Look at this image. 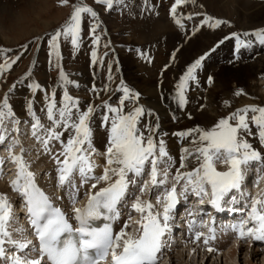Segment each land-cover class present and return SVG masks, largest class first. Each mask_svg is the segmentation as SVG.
<instances>
[{"label":"snow or ice","instance_id":"obj_1","mask_svg":"<svg viewBox=\"0 0 264 264\" xmlns=\"http://www.w3.org/2000/svg\"><path fill=\"white\" fill-rule=\"evenodd\" d=\"M67 2L68 0H60L62 4ZM114 2L115 0H97V3H104L109 8ZM182 2L184 0H176V4L172 7L173 13L176 6ZM72 7L73 11L68 20L51 35L49 41L57 56H59L58 39L61 36L70 37L72 45L79 46L82 14H89L93 18L97 16V13L85 4L76 3ZM209 21H214L210 24L213 28L227 22L206 16L202 23ZM232 35L237 36L236 33ZM244 35L248 36L249 33ZM252 35L256 40L264 43V29L255 30ZM98 39L97 37L94 43L98 42ZM250 43L252 41H240L238 38V44L241 46H247ZM3 50L0 49V51ZM92 56L95 61V51ZM203 59L202 56L196 60L181 77L178 86L181 106L186 103L185 84L189 79H195L194 71ZM12 63L15 61L6 62L5 65H0V68L11 67ZM60 79L65 83H74L67 80L62 70ZM211 80L212 78L209 77V82ZM32 87L35 90L39 88V85ZM121 87L124 96L120 100V105L112 107L107 102L104 105L113 115H104L102 118L104 122L110 121L111 127L108 130V145L104 152L105 166L100 175L94 174L98 165L92 158L97 151L93 146L92 127V116L96 109L89 106L87 110L79 111L78 101L66 90L59 107L56 100L51 97L47 104L46 115L52 127L45 129L46 137L42 140L45 149L51 140L61 139L62 133L57 130L58 128L71 132L60 153L63 159L56 157L59 165L57 169L59 185L76 188L74 179L76 175H79L81 183L94 180L92 189H96L102 182L106 185L99 187L97 191H90L83 207L73 208L77 227H73L68 216L60 208L55 207L50 198L37 186L35 174L30 171V164L23 156L25 149L21 147L20 154L13 153L12 148L20 143L19 140L13 139L8 144V158L16 165L15 177L10 184L25 201L29 223L39 242V257L32 259L27 254H19L25 252L30 246L32 251H36L37 248L31 240L13 239L9 231L14 219L13 205L8 201L7 196L0 194V260L6 261V264H45V260L47 264H101L110 256L111 264H158V254L168 243L165 237L171 233L170 221L179 203L177 184L183 182L179 197L187 199L186 194L191 191L195 196L201 197L200 202L203 203V197L210 196L208 203L220 210L222 202L233 191L241 192L250 166L255 162H260L261 166H264V154L254 148L244 135H251L250 125H255L258 129L259 141L261 145H264V106L246 105L228 117L219 119L210 129L197 127L176 133L180 137H187L192 133H196L197 136L193 139L192 149L182 150L179 168L176 169L174 177L176 183L171 188L166 187L163 196L156 198V204H161L163 201L162 211H154L155 205L150 200H142L140 196H137L131 207L140 213V220L136 222L138 235L130 234L125 230L128 227L127 222L124 228L114 233L113 225L119 220L121 214L119 205L126 201L131 189L138 185L145 174L149 179L140 185L141 193L146 189L151 191L166 186L169 173L176 163L167 151L164 140L154 139L155 129L149 127L145 135V131L138 127L140 118L144 115L143 108L135 107L125 114L124 100L135 99L138 93H131L130 89L123 84ZM235 94L241 95L242 90ZM73 109L77 110L73 112ZM28 111L33 119L32 135L41 139L39 131L44 129V125L32 111L31 101L28 103ZM249 113L252 114L250 119ZM9 119L13 125L20 123L15 118L5 95L4 101L0 103V144L8 139L9 129L6 127V121ZM230 121H235V124ZM11 131L18 132L19 129L13 127ZM192 158L195 159L197 166L188 171H182L188 167V161ZM3 163L4 160L0 158V165ZM217 163L224 164L226 170H218ZM162 165L163 168H161ZM261 179H264V176H258L256 183L258 184ZM241 195L250 203H246L241 209H230L239 211L242 218L236 223L224 226L225 230L231 229L236 232L238 239L251 238L264 241V190L258 192L256 196L243 192ZM75 199L76 193H73V203ZM231 199L235 202L236 198L232 196ZM97 221H102V224L98 225ZM194 224L195 221L190 222L189 227L191 228ZM13 231L22 232L23 229ZM201 237L204 244L208 245L210 240L216 239L215 228L209 227L208 235L202 232L195 233L196 240ZM5 245L15 248L16 251L9 255ZM207 251L211 253L215 249L208 247Z\"/></svg>","mask_w":264,"mask_h":264},{"label":"rangeland","instance_id":"obj_2","mask_svg":"<svg viewBox=\"0 0 264 264\" xmlns=\"http://www.w3.org/2000/svg\"><path fill=\"white\" fill-rule=\"evenodd\" d=\"M148 1H150L151 3L147 5ZM148 1L139 0L138 4H136L135 2H134L135 4L132 3L133 5L129 4L132 7L131 9L120 11L115 16L118 28L125 29V31L133 27L134 29H136L135 27L136 25H141L140 23H137L140 21L142 23L145 22L144 25L147 26L148 31H145V29H141V28H137V30L133 31L131 34L122 31L125 34V35L123 34L124 37L128 35L129 40H134L133 35L135 34L138 36L139 40H137L138 41L137 44L135 45V47L129 48L131 49L129 52V50H127L129 45H126L127 47H125L124 45H122L120 41L117 40L118 38H113L114 39L113 40L112 37L110 36L109 30L106 27L107 23L106 21H104L103 18L101 20L102 14H100L101 10L103 13H108L109 7L104 3H97V0H68L66 4L60 3V0H0V6H5V10H6L0 13V28L7 27V29L5 28L4 29L9 31L8 33L4 34V38L16 39L15 44H9L3 42L0 38V49H4L3 51H0V65H5L6 62L15 61V63L11 64V67L0 68V103L4 101L5 95H7L8 104L11 107H13V109L16 108L15 112L16 113L22 112V114L27 115L24 112L25 110H27L26 108H24V106H28L29 102L27 103L25 102V97L23 99V91L21 90L15 91V89L21 88V86H19L20 84L19 82L21 80H24L26 83L28 82L26 78L23 79L25 74L28 73L31 74V78H33L34 80L30 82L31 86H33L34 84L33 82H35L36 84H39L40 87L47 88L42 84L45 82L47 77H50L49 75L47 76V74L43 73V71L46 68V65L44 64V56L46 57V52H47L46 44L47 47H50L49 41L51 39V35L54 34V32L58 28H60L61 25H63L66 20H68L71 12L73 11L72 5L76 3H82L87 6H90L97 13V16L95 18H93L89 14H83L84 18L81 19L79 46L74 49L76 50L83 49L84 52L81 51L77 53L72 52L73 50L71 49H73V47L71 46L73 45L71 43V38L70 37L65 38L64 36H61L58 39L59 56H57L56 53L53 51L52 54L54 59L53 68H52V62L50 68L53 70H57L56 74H58L59 70L60 72L62 70L65 74L72 72L80 73L82 72L83 68L90 69L88 76L90 77V80H93V82L97 85V87H99V90L98 92H96V94L94 92H89V93L87 92L84 95H86L87 98L90 100L91 102L90 106L96 109V111L93 113V116L99 115L100 117H103V113H100V111L103 110L101 109L103 103L107 102V104H112L113 107H117L120 105V100L124 96V92L121 87L122 84L128 87L129 89L131 88L130 90L131 93H138V95L141 96V93L138 92L139 90L134 84L137 82L136 78L138 77L141 79L142 76H144L143 78H146V83L149 81L151 83L150 85L156 89V93L161 94V92H163L164 94H166V96H169L168 100L174 102L176 108H178L180 106L178 86L181 82V77H183L186 74L188 68L192 64H194L196 60L200 59V57L203 56L204 59L201 61L200 66L194 71L195 79L194 80L189 79L185 84V89H187V92L190 93L192 96L191 98H186L185 94L184 96L187 99V103H191V107H192L194 102L198 103L199 101L205 99V94H206L205 87L206 86L208 87V79H207L208 66L210 67V65L207 64L208 61L207 56L210 54L212 49L215 48V45L217 43H222L226 39V37H231L232 38L231 41L236 43L237 40L233 37L232 35L233 33H236L237 34L236 37L239 38L241 41H245V42L252 41L250 45H252L253 43L259 44L256 38L254 40V36L252 35V33L258 29H264V26H257L250 29L244 28V26L239 21V17H237L235 11H233L230 8L229 9L227 8L225 10L224 8L223 10L222 8L221 9L219 8L220 11L219 9L217 11L215 10V8H213L212 6L210 7V5L207 4L208 1L204 4V7L201 8L200 0H192L191 3H192L193 15H188L186 18L181 17L180 15L182 14H178V10L177 12L174 13L169 12L170 7H172L175 4L172 3L173 0H171L172 2L170 3H169L170 0H166V1L148 0ZM252 1H259V0H252ZM42 4L44 5L43 11L42 13H39L40 15H38L36 14L38 11L37 7L38 5H42ZM160 16L162 17L164 16L163 18L162 17L161 18L164 19V21H167L164 22L166 24L174 25L175 23H172L174 20L182 22V25L179 27L180 29L176 27L177 30L179 29L183 33V34L180 33L182 36V37L180 36L181 41L180 38H178V40L175 39L170 43L167 42L169 40V37L171 36L169 34L171 33L170 31L167 32L169 35L168 34L166 35L165 33L162 36H160L158 39L156 40L154 39L156 44L153 42L154 40L152 41V39L148 36L150 34L148 33L149 32L148 23L149 24L152 23L151 21H153V19ZM206 16L213 17L215 19H221L227 22L222 23L218 27L213 28L210 26V24L214 21H209L208 23H202V21L205 19ZM18 17L22 18L23 20H26L22 24L23 27L28 29L32 28L34 31H39V32L34 35L28 36L26 38L20 39V36L17 34V31L11 30V28L16 26L15 22H16V18ZM194 20L196 21V23ZM50 21L52 22V24L48 28H44L42 26V23H48ZM193 22L195 23V25ZM188 23L190 25H188ZM185 24L187 25L184 27ZM93 28H95V31H93ZM176 28L174 27V30H176ZM192 29L194 30L192 31ZM47 31L53 33L49 35L47 38H45L46 39L45 40L43 39V35ZM244 33H249V35L245 36ZM186 35L188 36L196 35L195 37L200 41L201 44L200 46H202L200 47V49H197V51L195 52L190 51L191 52L190 54L192 56L189 55L188 57L185 55V53L183 54L182 52L183 49H181L182 43H180L183 42L182 40L186 38ZM97 37L99 38L98 42L94 43V40H96ZM232 42L229 43V47L233 46ZM42 44L44 45V48H42V51H40L39 59L37 60L35 59V55L37 50L40 48ZM154 44L157 46L155 47ZM158 46H161L162 49L157 50ZM97 47L98 49H95ZM137 47H140L141 51H145L143 55L148 57L150 62H148V59H144L141 56L139 57L140 52L138 53L135 52ZM120 50L122 53L124 52L126 57H130L132 59L134 63V67L135 65H138L137 74H136L137 76L127 73L126 70L127 63L121 57L122 53L120 52ZM93 51H95L97 55L95 61L93 60V56H92ZM105 52H106V58L102 59V56L105 54ZM206 53L207 55H205ZM157 57L159 60L157 59ZM243 61L244 62L246 61L243 56L241 55L239 56V54L234 55L228 53L225 62L227 63L226 68L233 66V64L235 65V64L244 63ZM216 66H217L216 67L217 70L213 71L214 76L217 73V71H219V68L223 67L224 65L216 64ZM46 72H48V70H46ZM58 76H60V73ZM58 76L56 78L60 80ZM66 77H72L73 78L72 80L77 81V76L74 78L71 75H67ZM78 78H80V76H78ZM37 80L39 81L41 80V81L39 82ZM158 85L162 86V89ZM49 88L52 87L49 86ZM66 88L68 87L66 86ZM31 90L34 91L33 88ZM240 90H242V94L236 95L235 93ZM40 92L42 91H39V93H37V96L39 98H41L42 96ZM13 95L15 99L13 98ZM200 96H203L201 100H199ZM30 99H31V95L27 94L26 100L30 101ZM88 99H86V105ZM226 101L227 103H225ZM31 102H32V106H36L35 103L41 105L44 102V100H42L41 102L31 100ZM84 104L85 103H83V105ZM218 105H219L218 106L219 111H218L217 119L213 123H198L197 127L203 128L205 130L210 129L218 122L219 119L228 117L231 113L235 112L237 109L242 108L246 105L264 106V89L261 90L254 88V86H248V85L237 87L236 84L232 82L230 84V87L226 91H223L221 94L218 95ZM147 106H150L153 112H158V110H160V108L163 105H161L159 101L158 105L149 104ZM88 107L89 106L87 105V108ZM135 107H139V105L134 99L130 98L124 100L123 110L125 114H127L130 110H132ZM141 108H144V106H142ZM200 108H201L200 110H203L205 107L201 106ZM146 111L148 112V110L145 108L144 115H146L145 114ZM251 115H252L251 113L248 114L249 119ZM149 118L150 116H148V119ZM19 121L20 123L18 125H14V127H17L19 129V131L17 132V134L16 132L14 134H11L8 137L9 139L5 143H3V146L0 147V155L8 154V146L6 145L7 142H9V140L12 141L13 139H17L19 133H20L19 138H22L24 135V131H26L25 136L27 138L28 132L31 131L30 125H27L28 121L26 120L25 121L19 120ZM9 122L12 121L9 119ZM230 123L235 124V121H230ZM146 125L147 124L145 123L144 126ZM143 127L141 128L143 129ZM161 132L163 134L165 133L163 132V129H161ZM195 134L192 133V135ZM29 140H31L30 137ZM29 140L28 141L25 140L24 144L21 142L22 145L21 143H19V145H16L15 147L12 148V151L13 153L18 152L17 150L18 147L19 146L24 147L25 145L26 152L25 155L23 156L25 160L29 162L30 170L33 173H35V171H37L38 166L36 163H34V160L36 159V157L34 156V152H31L32 149H34L35 151V148L31 147L30 150V148L28 147V144L30 142ZM53 141L54 143H56L55 140ZM4 151L7 152L4 153ZM57 157L59 156L57 155ZM96 157L94 156L93 159H95ZM49 161L53 162L52 160ZM97 162H98V158H97ZM10 163L11 160H7L3 164L5 165L3 168L7 169L8 171V168L10 167ZM3 165H0V167ZM222 169L223 170L221 171H224L226 170V167ZM14 172L16 173L15 170L9 172L11 174V177L15 175ZM3 182L4 180H2L0 176L1 188H5L6 186L3 184ZM176 256H179V252L176 254ZM256 261L258 260H255V263ZM223 263L225 264L224 258H222V264Z\"/></svg>","mask_w":264,"mask_h":264},{"label":"bare ground","instance_id":"obj_3","mask_svg":"<svg viewBox=\"0 0 264 264\" xmlns=\"http://www.w3.org/2000/svg\"><path fill=\"white\" fill-rule=\"evenodd\" d=\"M118 2H119L117 4L118 10H124V9L129 10L130 8H132L129 4H132L135 1H132V0L131 1L130 0H122L121 1V0H119ZM170 2H172V1L170 0L169 3ZM173 2H176V0L175 1L173 0ZM191 2H192V0H184V2H182L183 7L178 9V14H182L180 16H183L184 18H186L188 15H193ZM206 2L208 5H210V7L212 6L217 11L219 8L220 9L222 8V10H223V8H224V10L227 8L228 9L230 8L233 11H235L237 14V17H239V21L241 22V24L246 29L254 28L257 26H264V1L263 0H259V1H252V0H200V7L201 8L204 7V4ZM135 3L137 4L138 0ZM150 3L151 2L148 1L147 5ZM43 8H44L43 4L38 5V7H37L38 11L36 14L40 15L39 13H42ZM220 9H219V11H220ZM4 10H5V6H0V13L3 12ZM100 14H103V13L101 12ZM115 14L108 12L105 15H102V18L107 23L106 27L109 30L110 36L112 37V39L118 38L117 40L120 41L122 43V45H124L125 47H127L126 45H129V48L135 47V45L138 42L137 40H139L138 36L135 34V35H133L134 40H129L128 35L126 36L127 38L124 37V35H125L124 32L131 34L133 31L137 30V28L145 29V31H148L147 26L144 25L145 22L144 23H142L141 21L137 22V23H140L141 25H136L135 26L136 29H134V27H133V28L125 31V29L118 28L116 18H115ZM161 17L162 16L156 17L155 19H153V21H151L152 23H150V24L147 22L149 25V32L148 33H150L148 36L152 39V41L154 39L155 40L158 39L160 36H162L165 33L167 35L168 34L167 32H169V31L171 32L169 34L171 35L170 37H172V38L169 37V40L167 42L170 43V42L174 41L175 39L178 40V38H180V41H181V37H182L181 34H183V33L180 32L179 27H178L179 29L177 30V28H176L177 24L176 23L174 25L166 24L164 22H167V21H164V19H162L164 16L162 18ZM24 21H26V20H23L20 17L16 18V22H15L16 26L11 28V30L17 31V34L20 36V39L26 38L28 36L34 35V34L39 32V31H34L32 28L28 29V28L23 27L22 24ZM183 22H185V21H183ZM195 23H196V21H195ZM195 23H194V25H195ZM51 24H52V22L50 21L48 23H42V26L44 28H48ZM186 25L187 24H185L184 27ZM188 25H190V24L188 23ZM174 27L176 28V30H174ZM4 28L7 29V27H3V28L1 27L0 28L1 40L5 43L15 44L16 39L4 38V34L9 32L8 30H5ZM193 30L194 29H192V31ZM122 31H124V32H122ZM195 36L194 35H190V36L186 35V38L182 40L183 42H180V43H182V48H181V49H183L182 52H183V54L185 53V55L187 57L189 55H191L190 51L195 52V51H197V49H200V47H202V46H200L201 45L200 41ZM155 40L153 41L154 43H155ZM159 42H160V39H159ZM167 45H168V43H167ZM227 45H228V43L224 44L223 46H221V48H218L217 50H214L209 54V59L207 61V64L210 65V67L208 66L207 77H211L212 80H211V82L208 83V87L206 88L205 99L199 101L198 103H195L193 101L194 104L192 105V107L190 108L188 106V107H186V109L188 108L187 111L186 110L181 111L182 114H180L179 119H176V121L172 120V118H171L172 113H167L166 111L162 110V107L160 108L158 115H156L154 112L153 113H150L149 111L145 112L146 115L150 116V118L148 119L149 122L147 123L146 126L155 129L156 135L154 136V139L156 141L163 139L165 144H166L167 151L176 161L174 167L171 169L175 174H176V169L179 168L180 156L182 154V150L185 148L192 149L194 147L193 139L197 136V134L194 133L195 135H191V137L180 142V146H179V145H177V143L175 144V141H174L175 137L178 136V135H176V133H179L180 131L186 132L189 129L197 128L198 123H213L218 117V111H219L218 95L221 94L223 91H226L230 87V84L232 82L235 83L237 87H240V86L242 87V86L248 85V86H254V88H257V89H261V90L264 89V75H263L264 74V45L252 47V49L249 51L243 50V52H241V53H243V57L245 58L246 61L245 62L243 61L244 63H241V64H235V65L233 64V66L226 68L227 63H225V62H226V58L228 56L227 51L230 52V47L227 49ZM156 46L157 45H155V47ZM161 46H158L157 50H161L162 49ZM120 52H121V50H120ZM121 57L127 63V68H126L127 73L134 75V76H137L136 74H137L138 65H135V67H137V68H135L132 59L130 57H126L124 52L121 54ZM157 59H158V57H157ZM216 64H221L224 66L219 68V71H217V73L214 76L213 71L217 70ZM146 66H147V64H146ZM143 77L144 76H142L141 79L137 77L136 78L137 82L134 84L138 88V90H139L138 92L141 93V98H142L141 102L144 103L145 105H149V104L150 105H152V104L158 105L161 97H158V93H156V89L150 85L151 83L149 81L146 83V78H143ZM82 87H83V89H81V90L87 89V87H85V86H82ZM16 90L23 91V89H19V88L15 89V91ZM40 94L43 95L42 92H40ZM159 96H161V95H159ZM201 106H204L205 108L203 110H200ZM24 108H26L28 110V106H24ZM15 110H16V108L14 109L13 113L15 114L16 119L23 120V121L26 120L28 122L30 121V123L33 122V119L31 116L24 115V114H22V112L16 113ZM185 111L187 113H185ZM36 116L38 117V115H36ZM188 116H190V117H188ZM39 118H40V121L43 122L41 120L42 117H39ZM6 126L9 129V134H8V137H9L11 134L15 133V132L11 131V129L14 127V125L12 122H9V120H8V121H6ZM110 127H111V125L101 126V128H99L98 125H95L93 127V136L96 137L93 139V144L95 145V146L94 145L93 146L97 150L96 151L97 155L95 154L97 157L95 156L96 157L95 159L98 158V163L100 165H104V166H105L104 152H105L106 147L108 145V135H109L108 130L110 129ZM30 129H31V131L28 132V135H27L28 139L25 136L26 131H24L23 137L21 136L22 138H19V134H20L19 133L17 139L19 140L20 143L22 142L24 144V141L25 140L28 141L29 137H30L31 140H29L30 142L28 144V147L30 148V150H31V147L35 148V151H34V149H32L31 152H34V156L36 157V159L34 160V163H36L38 166L37 171L38 170L44 171V170L48 169V172L50 171V173H52V169L55 167V159L52 160L53 162L49 161L51 158L50 157L51 153L46 152V150L40 145L39 139H37L36 137H34L32 135L31 125H30ZM161 129H163V132H165L164 134L161 132ZM250 130H251V135L244 134L245 138L248 140L249 143H251L253 145L254 148H256L258 151H260L262 154H264V145H261V143L259 141V138L257 135V132H258L257 127L255 125H250ZM42 133L39 134L40 137L42 136ZM145 133H147V132L145 131ZM16 134H17V132H16ZM70 134H71V132L69 131L64 136L66 138H69ZM9 143H11V140H9V142H7L6 146H8ZM22 143H21V145H22ZM50 143H51V141H50ZM1 146H3V144H0V147ZM54 147H55V145H54ZM23 148L26 149V146L24 145ZM20 149H21V146L18 147V149H17L18 152H15V154L16 153L20 154ZM5 152H7V151H4V153ZM25 152H26V150L24 151L23 155H25ZM0 158H2L4 160V163L7 160H10V159H8V154L7 155H0ZM92 158H94V157H92ZM46 159H48V160H46ZM194 166H196V162H195V159L192 158L188 161V167L185 169H182V171H188L191 168H193ZM216 166H217V169L220 171L223 170L222 168L226 167L224 164H217ZM254 167H256V166H254ZM14 170L16 171V165L11 161L10 167L8 168L7 172H12ZM255 171H257V169ZM98 173L101 174L99 169H98ZM253 175H254L253 172H251V177ZM255 175H257V177L260 176V172L255 173ZM36 178H37V175H36V171H35V180H36ZM247 178H248V174H246V179ZM245 182H246V180H245ZM169 184H170V182L168 181L167 185L170 186V188H171V185H169ZM247 184L249 185L248 179H247V182L244 183L243 186H245L247 188L248 187ZM10 188L12 189L11 184H10ZM261 190H264V181L261 182V186H259L257 188L256 193L260 192ZM1 191H3V189L0 186V194H1ZM49 191L51 192L52 190H49ZM95 191H96V189H95ZM239 196H241V193H239ZM235 197H238V196H235ZM182 200H184V197ZM128 225H129L128 228L132 229L134 227L132 225V223H128ZM219 227L221 229V231H220L221 234L218 236L216 244L219 247V252L217 254H221L220 258H213V256L216 253L215 254L211 253V254H209V256H206V255H204V253L202 254V253L198 252L194 246L190 245V246H187L188 248H184V251L181 249H178L176 251V254L179 252V256H176V255L170 256L171 252L167 253L169 256L168 259H165L167 264H222V256H224L225 264H264V246L257 245L255 242H253L251 240H245L246 241V243H245L244 239H238V237H236V236L231 237L229 234L230 229L225 230V228H223V226H219ZM198 250L200 251V249H198ZM191 251H193V252L191 253ZM210 256H211V258L209 259ZM255 260H258V261H256V263H255Z\"/></svg>","mask_w":264,"mask_h":264}]
</instances>
